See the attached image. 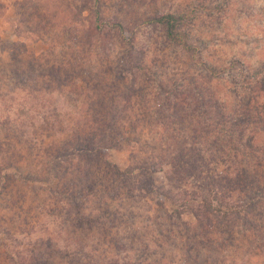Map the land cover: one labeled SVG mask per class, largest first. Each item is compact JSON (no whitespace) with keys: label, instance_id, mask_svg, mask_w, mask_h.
Segmentation results:
<instances>
[{"label":"rangeland","instance_id":"obj_1","mask_svg":"<svg viewBox=\"0 0 264 264\" xmlns=\"http://www.w3.org/2000/svg\"><path fill=\"white\" fill-rule=\"evenodd\" d=\"M165 12L185 13L193 51L145 22ZM83 123L97 155L71 143ZM243 167L261 231L181 206ZM51 250V264H264V0H0V264Z\"/></svg>","mask_w":264,"mask_h":264},{"label":"trees","instance_id":"obj_2","mask_svg":"<svg viewBox=\"0 0 264 264\" xmlns=\"http://www.w3.org/2000/svg\"><path fill=\"white\" fill-rule=\"evenodd\" d=\"M186 15L185 13H176V12H165L161 14H155L154 16H151L147 20H145L148 24H161L165 27L166 36L168 39H170L173 42L179 43L183 45L188 50H194L195 45L190 43L187 39L184 38V35L182 34L180 27L185 22ZM144 22V23H145ZM121 25L122 24H113V26ZM34 62V61H33ZM42 62V60H40ZM38 65V64H37ZM35 65L36 67H38ZM34 67V65H33ZM54 70H52L53 72ZM15 75H20V69L19 67H15ZM48 75L53 76V74L48 72ZM68 79L69 76H66ZM17 80V78L15 77ZM34 126L33 128V134L37 136L39 135L40 126L38 125L36 127V123L32 122ZM105 124V123H104ZM94 127L91 124L88 125L86 123H83L81 127H78L77 129H70L73 133L74 140L71 141V143H75L74 146L79 151L87 152L96 154L97 152H102L104 150L103 144H101L99 141H96L97 137L94 135H97L94 131ZM51 128H56V124H52L48 119H45L44 123L41 125V130H46ZM65 129V126H64ZM32 134V135H33ZM87 140L89 139L90 142L87 143ZM94 136V137H93ZM105 145V144H104ZM68 151V149H67ZM96 152V153H94ZM63 153H66L64 151ZM64 155V154H63ZM182 160L186 159V156L184 155ZM185 163V162H184ZM188 163V162H186ZM196 164V162H195ZM192 168H194V165H190ZM198 167V165H197ZM184 169L185 174H188L187 172L189 169L192 168H186L185 166H182ZM115 171H117L115 169ZM119 171L126 177V178H132L135 176L134 172L131 171L129 168L125 170ZM248 176V169L246 167H243V169L235 170L234 172L231 171L230 174H227L225 177L222 174H215L210 175L208 178H202L204 182L202 186L200 185V192L195 191V194L192 196H188L185 200H183L182 207L185 208V205H192L191 207L196 208H190L191 211L194 212L198 222H201V208H205L207 213H214L221 215L227 221L225 222L227 225L237 218H242L246 220L247 226L243 227L241 230L246 232L248 229H255L257 231L262 230V226L259 224H256L255 221H250V209L254 207L257 203H259V200L263 195H261V192H263L262 188H250L248 184V180H246ZM35 178L34 175H28V178ZM6 180L10 181L11 178L8 174H6L5 177ZM220 188V189H219ZM235 192L238 194L237 199L238 202H227L228 198L232 199L233 195H235ZM220 196H224V199H221ZM220 198V199H219ZM216 200V202H215ZM193 203V204H192ZM196 209V210H195ZM224 209V210H223ZM179 211V210H178ZM232 218V219H231ZM260 219V218H258ZM80 221V220H79ZM226 225V234L231 237L233 232H238V226H227ZM9 231V230H8ZM255 248H259V245H256ZM53 253H49L47 255V259L43 260V264H51L52 263V257L55 252V250H51ZM36 264H42L37 261Z\"/></svg>","mask_w":264,"mask_h":264}]
</instances>
